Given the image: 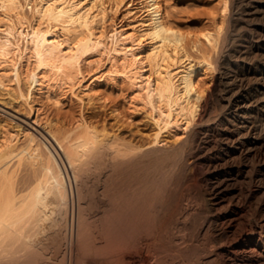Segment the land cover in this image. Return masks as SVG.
<instances>
[{"label": "bare ground", "instance_id": "6f19581e", "mask_svg": "<svg viewBox=\"0 0 264 264\" xmlns=\"http://www.w3.org/2000/svg\"><path fill=\"white\" fill-rule=\"evenodd\" d=\"M169 1L0 0V264H264V0Z\"/></svg>", "mask_w": 264, "mask_h": 264}, {"label": "rangeland", "instance_id": "374dc122", "mask_svg": "<svg viewBox=\"0 0 264 264\" xmlns=\"http://www.w3.org/2000/svg\"><path fill=\"white\" fill-rule=\"evenodd\" d=\"M171 2V0L169 1ZM174 2V3H173ZM221 2V0H173L172 3L177 6L175 7L176 9H174V20L177 22V24L179 26H181V28H185L189 31H196L197 33L201 30V28L203 26L206 25V23H210L213 24L214 23V12L216 11V14L218 13L219 16L218 18H221L222 16L220 15V8L218 9L217 6L219 5V3ZM218 4V5H217ZM217 5V6H216ZM213 7H216L215 9ZM220 7V5L218 6ZM214 11H213V10ZM213 14V15H212ZM217 14V15H218ZM203 25V26H202ZM209 25V24H208ZM198 30V31H197ZM193 31V32H194ZM217 74V73H216ZM121 94H116L117 95H121V97L123 95V92H118ZM119 98L118 96L115 97L117 99L118 102L120 103H124L125 100L124 98ZM9 105V106H8ZM12 105V106H11ZM14 106V107H13ZM16 105L10 104L7 101H4L0 98V118H7L8 120H13L17 121L18 119H24V120H28L33 122L34 120V114L32 115V117L30 118V114L29 110L26 111V107H20L18 108ZM67 107V109H66ZM6 112H5V110ZM26 108V109H25ZM71 108V106H70ZM69 105L65 106L62 109V112H67L70 110ZM3 109V110H2ZM23 109V111H22ZM25 109V110H24ZM8 110V111H7ZM20 110V111H19ZM88 110V113H87ZM25 111V112H24ZM51 110L45 109L43 111L44 114H48ZM79 111V107L76 106L75 107V113L73 118H69L68 119V123L71 122L73 123L76 120V116L78 114ZM86 114H91L93 113L90 109H86ZM99 114V117L102 119V117H106L107 116V112L106 110H97L96 111ZM3 113V114H2ZM13 113V114H10ZM18 117H17V116ZM102 115V116H101ZM16 116V117H15ZM9 117V118H8ZM20 117V118H19ZM18 118V119H17ZM70 124V123H69ZM194 176V177H192ZM206 176V177H205ZM208 177V178H207ZM204 178V179H203ZM207 178V179H206ZM209 175H205L202 172H200L198 169L195 170L193 173H191L186 179H184L182 181V183L180 184V188L182 190L180 192V195H187V196H193L194 198H192L193 201H200V200H204L205 198L208 197V195L210 194V179H209ZM201 180V181H200ZM204 180V181H203ZM185 181V182H184ZM197 182V183H196ZM195 183V184H194ZM209 183V184H208ZM198 184V185H197ZM200 184V185H199ZM204 185V186H203ZM205 187V188H204ZM184 188V189H183ZM188 189V190H186ZM198 189V190H196ZM207 189V191H206ZM184 191V192H183ZM191 191V192H190ZM191 193V194H188ZM202 192V193H201ZM204 192V193H203ZM209 192V193H208ZM206 193V194H205ZM203 194V195H201ZM206 196V197H205ZM196 197V198H195ZM202 197V198H201ZM131 242H128L127 244H130ZM226 257H225V256ZM221 256V257H220ZM226 259H224V258ZM222 258V259H221ZM230 256H228L227 254H225L223 251L219 253L218 256L215 257V260H213V262L215 264H234V261H232V259L230 258ZM218 259V261H217ZM118 260V262H117ZM224 260V261H223ZM227 261V262H226ZM212 262V264H214ZM221 262V263H220ZM231 262V263H230ZM114 264H129L126 262V260L123 258H118L116 259V261L114 262ZM132 264H144L143 259H138L136 262L132 263Z\"/></svg>", "mask_w": 264, "mask_h": 264}]
</instances>
